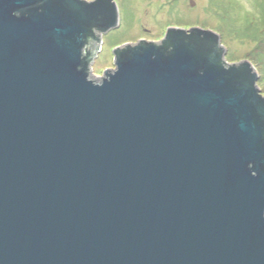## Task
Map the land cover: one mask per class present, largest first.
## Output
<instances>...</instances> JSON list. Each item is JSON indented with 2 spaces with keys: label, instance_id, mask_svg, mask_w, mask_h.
Here are the masks:
<instances>
[{
  "label": "water",
  "instance_id": "water-1",
  "mask_svg": "<svg viewBox=\"0 0 264 264\" xmlns=\"http://www.w3.org/2000/svg\"><path fill=\"white\" fill-rule=\"evenodd\" d=\"M118 27L115 0H0V264H264L256 68L168 27L98 77Z\"/></svg>",
  "mask_w": 264,
  "mask_h": 264
},
{
  "label": "rangeland",
  "instance_id": "rangeland-1",
  "mask_svg": "<svg viewBox=\"0 0 264 264\" xmlns=\"http://www.w3.org/2000/svg\"><path fill=\"white\" fill-rule=\"evenodd\" d=\"M119 27L102 36L101 51L91 65L101 77L115 69L113 51L140 37L158 39L168 27L209 29L221 37L230 63L248 60L256 68L264 95V0H115Z\"/></svg>",
  "mask_w": 264,
  "mask_h": 264
},
{
  "label": "flooded vegetation",
  "instance_id": "flooded-vegetation-1",
  "mask_svg": "<svg viewBox=\"0 0 264 264\" xmlns=\"http://www.w3.org/2000/svg\"><path fill=\"white\" fill-rule=\"evenodd\" d=\"M164 37V36H163ZM163 37L158 38V39H152V38H147V37H140L138 40H136L134 43L140 41V40H147V41H159L161 40Z\"/></svg>",
  "mask_w": 264,
  "mask_h": 264
}]
</instances>
